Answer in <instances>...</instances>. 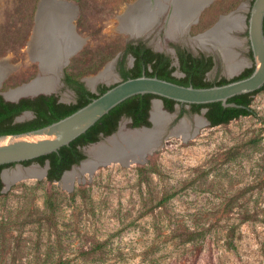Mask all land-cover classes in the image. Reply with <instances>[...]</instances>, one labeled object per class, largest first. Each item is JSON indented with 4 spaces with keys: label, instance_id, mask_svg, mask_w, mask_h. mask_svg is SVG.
I'll list each match as a JSON object with an SVG mask.
<instances>
[{
    "label": "rangeland",
    "instance_id": "374dc122",
    "mask_svg": "<svg viewBox=\"0 0 264 264\" xmlns=\"http://www.w3.org/2000/svg\"><path fill=\"white\" fill-rule=\"evenodd\" d=\"M40 1L0 0V61L6 59L16 68L1 92L42 76L29 50ZM64 1L76 8V32L84 41L63 70L89 79L113 68L135 40L115 29L117 19L138 0ZM250 3L214 1L190 35L203 33L234 11L244 22ZM157 28L150 47L163 46L171 55L169 42ZM244 34H237L242 41L235 48L242 54L249 50ZM166 37L194 51L201 48L194 38L183 44L184 37ZM227 75L216 66L207 81ZM175 76L181 77L178 72ZM68 97L62 94L66 102ZM251 109L255 115L217 127L202 120L203 115L188 112L184 118L190 137L183 138L186 132L164 139L144 164L113 163L83 174L82 165L94 160L92 146L83 150L89 159L74 167L77 175L68 186L45 177L4 184L0 264H264V90L253 96ZM120 128L130 127L123 120ZM18 166L44 170L36 162ZM190 233L196 235L193 243L187 242ZM98 245L104 250L98 251Z\"/></svg>",
    "mask_w": 264,
    "mask_h": 264
},
{
    "label": "water",
    "instance_id": "95a60500",
    "mask_svg": "<svg viewBox=\"0 0 264 264\" xmlns=\"http://www.w3.org/2000/svg\"><path fill=\"white\" fill-rule=\"evenodd\" d=\"M45 1L46 0H41L38 5L35 23L38 18L40 6L44 4L45 8L47 10H50L49 23L51 24V26L62 24L66 26V28H71V29L74 28L73 30L75 31L77 30L75 20L78 14L75 15L73 10L69 7V5H71L72 3L64 0H47L46 2ZM139 1L140 0H138L137 2ZM166 2L168 3L165 6L166 10L164 12V16L160 19L158 25L161 24L162 21H165L164 25L167 26V23L173 13L174 6L169 4V0H167ZM213 3H214L213 1H209L206 4L202 5L197 10L194 18L189 22L186 28L187 35L190 33L191 27L199 22L202 13ZM134 4L130 6H133ZM233 15H236L235 11L229 13L228 15L221 16L219 20L212 27H210L204 33H201L193 38L206 35L207 33L212 32L213 29H215L221 23L222 18H227ZM157 26L154 27L153 30L150 31L149 34L145 36H137L131 38L136 40H140V39L146 40L151 35V33L154 32ZM246 28L248 29V39L250 41V45L254 56V63H255V70L249 77L239 80H233L227 84L221 86H213L209 88H195L193 86H182L156 77H148V76H141L138 78H131L124 81H120L117 84H115L113 87H111L108 91H106L104 94L93 99L89 104H87L83 108L77 110L75 113L53 124L24 133L0 136V166L15 164L14 167H16V169L20 168L22 170H26L30 168V167H22L18 165L24 161L34 160L36 158L57 152L62 147L69 145L79 136L86 133V131H88L93 125H95L104 115L109 113L113 108H115L125 100L134 97L136 95L152 94L158 97L172 99L178 103L187 104V105L222 102L224 106H228L227 101L230 98H233L238 95L258 91L264 86V0H255L250 9V16L248 22L245 23V19H244L243 27L241 30H231L229 33L231 36L238 38L237 34L243 32ZM55 34L61 36L58 33V31ZM174 41H179V39ZM198 49H200L201 51H205L209 55L214 54L210 50H204L201 48ZM77 52L78 50L73 51L70 54L66 55L64 59V63L66 62L69 63L70 58L74 56ZM116 61L117 59H115L113 63H115ZM244 69L245 67H242L240 71H238L237 73L233 75H227L228 79L227 78L226 79L227 80L234 79L235 77L240 75ZM41 74L42 75L44 74L42 70H41ZM40 77L41 75L27 84L34 82ZM27 84H23L22 86ZM2 86L3 85H1L0 90ZM91 88L92 91L95 92L94 91L95 86ZM52 93L53 92H49V93L38 92L32 94V96H38L41 94H52ZM0 95L5 97V92L0 91ZM22 97L24 96H19L16 100H19ZM157 101L160 102L163 109L162 101L160 99H158ZM163 111H165V113H167L168 115L172 116V119L169 122L166 129L163 131L162 135L160 136V140L157 145L158 147L153 149V152L150 155H152L157 149L160 148L164 139L170 136H178L175 134L174 130L182 123H186V127H187V135H186L187 137H183V138L187 139L190 137L188 133V128H189L188 122L186 118H184V116L178 119L179 111H177V109L173 113L165 109H163ZM202 120L207 121L206 119L203 118ZM150 122H151V127H146V126L137 127V128L130 127V128H126L125 131L137 132L142 130H152L154 128L152 113L150 117ZM207 123L210 125L208 121ZM120 129L121 128L119 127V129L115 133H113L108 137L102 136V139L99 142L84 147V150L86 149L87 152L89 147L99 144L109 146V140L114 136H116L119 133ZM115 150L116 149H114V151ZM116 153L118 152L115 151L109 158H107V160H105L104 162H100L99 165L101 166L103 164L105 165V164H113V163H124V161L132 158L130 156L131 153L128 152L127 149L121 151L120 154H116ZM150 155H147V153L145 154L146 162ZM87 156L89 159L88 154ZM85 160H83L80 164L82 165V163L85 162ZM136 164H144V163L139 162ZM76 166L77 165L73 166L71 170H73L74 167ZM43 167L45 172L42 177H36L33 175L30 176V174H27L23 177H18L17 179L13 180L12 184L17 181L29 179V178L39 179L45 177L47 179L48 171L50 169L49 162H47ZM10 168L11 167L3 169L1 173V179L7 187H10L11 184L7 185V183L4 181V174L6 172L12 171ZM69 171L64 172L62 178Z\"/></svg>",
    "mask_w": 264,
    "mask_h": 264
},
{
    "label": "bare ground",
    "instance_id": "6f19581e",
    "mask_svg": "<svg viewBox=\"0 0 264 264\" xmlns=\"http://www.w3.org/2000/svg\"><path fill=\"white\" fill-rule=\"evenodd\" d=\"M166 1L140 0L133 6H128L126 12L117 19L119 26L115 29L128 34L130 37L149 34L164 15L166 10L165 6L168 3ZM209 1L214 2L216 0H169V4L173 5L174 9L167 26L165 25L167 36L169 38H183L187 34L186 28L194 18L197 10ZM69 7L77 15L76 8L72 4ZM240 17L230 16L222 18L221 23L212 32L193 39V42L199 45L201 49L213 50L220 54L225 72L228 75L237 73L245 66V61L240 59L238 53L235 51V48L241 46V42L229 33L231 30L242 29L243 22ZM49 18L50 10H47L45 5L42 4L35 23L32 41L29 44V50L32 51V58L39 63L40 69L44 74L30 84L6 92L5 97L7 99L14 100L19 96H28L38 92L49 93L56 91L57 77L60 75L62 68L68 64V62L64 63L65 56L82 47L84 40L73 30L74 28H66L62 24L51 26ZM55 29L61 36L55 34L57 32ZM15 69V67L9 64L8 60L4 59L0 61V87L14 73ZM115 77L113 68L109 66L98 76L87 79V82L93 87L98 81L105 80L112 82L115 80ZM171 119L172 116L165 113L160 102L156 101L152 110V120L154 122V128L152 130L137 132L120 130L116 136L109 140V146L99 144L89 149V153L94 160L83 162L84 165H82L81 171L83 174L89 173L92 175L100 167V162L107 160L115 151L118 152L116 154H120L121 151L126 149L131 153L130 156L132 158L121 164L129 166L139 162L145 163V154L150 155L153 149L158 147L160 136ZM174 131L176 135L181 134L185 136L187 132L186 123H182ZM113 148L116 150L114 151ZM106 165L111 164H103L101 166ZM44 172V170L40 171L37 168H28L26 170L19 168L15 171L6 172L4 174V181L7 185H10L18 177H23L27 174L42 177ZM76 175L77 173L71 170L63 176L61 182L65 186H68Z\"/></svg>",
    "mask_w": 264,
    "mask_h": 264
},
{
    "label": "trees",
    "instance_id": "16d2710c",
    "mask_svg": "<svg viewBox=\"0 0 264 264\" xmlns=\"http://www.w3.org/2000/svg\"><path fill=\"white\" fill-rule=\"evenodd\" d=\"M129 52H131L135 56L136 62L133 69H130L128 71L122 70V72L124 73V80L141 77L145 72L148 77H156L182 86L209 88L213 86H221L233 80L247 78L252 74L254 70L253 68L249 69L244 74L232 80L222 78L210 82L206 80L205 75L212 69L214 64L212 62L210 64H207L204 59H187L185 61L183 55L180 54L181 52L179 51L178 53L181 61V67L182 70L186 73V77L177 79L175 77H172V70L168 68L170 63L169 57L164 60V55L162 54H154L150 50H135V48L132 46V42H129L124 50V58H122L120 66H123L125 57ZM206 60L208 59L206 58ZM209 60L212 61L211 58H209ZM196 71H199L201 73L197 75ZM81 85L82 97H84L85 100L78 105L73 106L57 104L56 98L54 96H41L35 101L22 100L18 104L5 102L4 98L0 96V136L24 133L53 124L75 113L77 110L89 104L93 99L99 97L110 89L108 87H103V89L100 90L99 94H93L87 91L83 87V84ZM263 90L264 86L258 91L230 98L227 101L228 106H224L222 102H214L209 104H191L188 105L190 108L187 109V104H184L181 109L180 117L184 114H187L188 112L200 113L202 109H207L206 118L210 122V126L217 127L221 125H227L233 120H237L241 117L255 115L254 111H252L251 109L252 98ZM153 98L162 99L166 110H168L169 112H173L176 105L180 104L172 99L162 98L152 94L136 95L113 108L88 131H86V133L79 136L69 145L62 147L57 152L36 158L34 160L24 161L22 162V164L25 166H29L32 163L36 162L41 166H45V164L49 162L50 169L48 171L47 181L50 183L60 181L64 172L71 170L73 166L79 165L83 160L86 159V156L82 151H80L79 147L97 143L102 139V136L108 137L115 133L118 130L119 120L123 114L134 118L135 121L132 125V128L142 126L151 127V122L149 121V109L150 101ZM13 107L18 108L17 113L29 109L34 110L37 113V119L29 123L28 125L18 124L15 126H11L10 123L12 113L10 112V109ZM14 165L15 164L0 166V192L4 188V183L1 179V173L3 169L12 167ZM165 202L166 201L160 202V207L165 204ZM195 236L196 235L194 233H190L188 235L187 242H195ZM104 247L103 245L96 246L98 251H103Z\"/></svg>",
    "mask_w": 264,
    "mask_h": 264
},
{
    "label": "flooded vegetation",
    "instance_id": "af4514ba",
    "mask_svg": "<svg viewBox=\"0 0 264 264\" xmlns=\"http://www.w3.org/2000/svg\"><path fill=\"white\" fill-rule=\"evenodd\" d=\"M254 1L255 0H251V3L249 5L250 9H251ZM249 16H250V14L248 16H246L245 23L248 22ZM164 24H165V21L161 22L160 29L157 28L160 31V33H158V34H163L165 39H166V41L169 42L168 46L166 47V50L169 51L171 53V55H169L168 53H165L163 51L164 50L163 46H161V48H158L156 50L151 48L150 45H149L150 36L146 40H144V39L136 40L135 39V40L130 41V42H132V46L135 48V50L136 49L137 50H143V51H149L150 50L154 54H156V53L162 54V55H164V60L169 57L170 63H169V67L168 68L172 70V77H175L177 79H182V78L186 77V73L182 70V67H181V61H180V57H179V53H178L179 51L181 52L180 54L183 55V58H184L185 61L187 59H193V60L194 59H204V61H206L207 64H210L211 62L214 64L212 69L209 72L206 73V75H205L206 80H207L208 73H210L216 66H218V70L220 71V74L222 73V71L224 69V64H223V61H222V59L220 58L219 55H218V57H217L218 59H217L214 55H209V54H207L204 51H201V50L194 51V50L189 49L188 47H185V46H182V45H178L177 44L178 41H173V40H170V39H168L166 37L167 34L165 32V25ZM190 32H191V30H190ZM243 33H245L244 37L248 38V29L247 28L243 31ZM193 37H195V36H191L190 33H189L187 36H185L183 39H181V42L183 44L184 43L185 44L189 43V42H186L187 40H185V39H190V38H193ZM238 39L240 41H242L239 37H238ZM247 40H248V43H249L248 52L246 54H242V53L237 51L239 58L243 59L245 61V66H243V67H245V69L241 72L240 75L244 74L249 69L253 68L255 70V63H254V56H253L252 48H251L249 39H247ZM182 43H180V44H182ZM123 55H124V53L117 59V61L115 63H113V72H114V74L116 76L114 81H116L117 79H119V82L120 81H124V73L122 72V70L128 71V70L134 68V65H135V62H136V58L131 52H129L126 55L125 61L123 63V66H120V62H121L122 58H124ZM206 58L208 60H206ZM209 58H211L212 61H210ZM63 69H64V67L62 68V70L60 72V75L57 77V88H56V91H54L52 94H41V95H38V96L28 95V96H24V97L20 98L19 100H16V99L11 100V99L5 98L2 95H0V96H2L4 98L5 102H9V103H13V104H18L22 100L35 101L36 99H39L41 96H46V97L54 96L56 98V103L57 104H64V105L73 106V105H78L79 103H81V102H83L85 100V98L82 97V85L81 84H83V87L87 91H89L90 93H93V94H99L100 90L103 89V87L111 88V87H113L115 85V84L109 85L112 82L108 83L106 81H100V82H97L94 85L95 86V90H94L95 92H93L92 88H91L92 86H90L88 84V82H87L88 78L87 79H80V78L73 77L71 75H67L66 72ZM254 70H253V72H254ZM150 71H151V69H150ZM176 72H178L181 75V77H179V78L176 77L175 76ZM196 73L198 75L201 72L196 71ZM240 75H238V76H240ZM143 76H147L145 72H144ZM218 79H222V78H218ZM64 92L69 93L68 100H70V102H66L65 100H63L62 94ZM158 99H160V98H153L150 101L149 121H150L151 113H152V110H153V105ZM160 100L163 103V109L166 110L163 100L162 99H160ZM28 103H30V102H28ZM178 105H180V109H179V112H178V119H179V118H182L185 114L180 117L181 109H182V106L184 104L180 103ZM176 107H177V105H176ZM176 107H175V110L173 112L176 111ZM187 107H189V106L187 105L186 108ZM17 111H18L17 107H13V108L10 109V112L12 113L11 114L12 115L11 116V123H10L11 126H15V125H18V124H27L28 125L29 123H31V122H33L34 120L37 119V113L34 110H31V109L24 110V111H22L20 113H17ZM190 113L192 115H203L205 117V119L208 121V119L206 118L207 109H202L200 113H192V112H190ZM123 120H126L128 122L129 127H132V125H133V123L135 121L134 118H132L130 116H127L126 114H123L120 117L119 124H118V129H119L120 124H121V122ZM86 146H88V145H86ZM86 146H80L79 147L80 151H82L84 155H85V153H84L83 150H84V147H86Z\"/></svg>",
    "mask_w": 264,
    "mask_h": 264
}]
</instances>
